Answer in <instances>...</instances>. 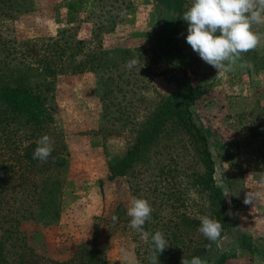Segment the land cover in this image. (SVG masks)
<instances>
[{
    "label": "rangeland",
    "instance_id": "rangeland-1",
    "mask_svg": "<svg viewBox=\"0 0 264 264\" xmlns=\"http://www.w3.org/2000/svg\"><path fill=\"white\" fill-rule=\"evenodd\" d=\"M191 3L0 0V83L9 75L24 74L27 83L42 89L50 82L44 94L53 121L36 140L47 134L55 145L48 159L58 153L67 160L54 169L52 178L62 185L59 216L48 222L50 214L29 191L33 180L41 185L46 175L29 173L25 182L20 177L19 168L26 163L22 148L33 135L22 120L8 125L0 119V162L16 168L2 182L3 212L35 215L20 217L17 225L2 231L6 261L0 264H123L125 252L138 262L145 240L129 226L133 197L149 201L151 230L172 217L170 212L197 219L210 215L206 194L192 184L201 168L182 130L168 139L160 134L146 161L109 178L108 160L126 152L151 112L181 82L203 92L191 110L208 138L214 177L226 196L232 231L217 245L228 256L226 264H264V40L232 70L216 74L186 42L188 25L182 16ZM254 30L264 32V27ZM65 37L76 51L72 65L67 60L62 73L41 77L43 45ZM108 49L112 54L103 56L101 51ZM92 56L105 57L113 66L99 76L87 69L74 71L73 64ZM133 58L138 66L128 69ZM41 164L38 160L36 165ZM168 187L173 189L169 193L178 192L180 201L170 203ZM247 193L260 196L245 203ZM241 233L251 236L256 251L239 247L235 237Z\"/></svg>",
    "mask_w": 264,
    "mask_h": 264
},
{
    "label": "trees",
    "instance_id": "trees-1",
    "mask_svg": "<svg viewBox=\"0 0 264 264\" xmlns=\"http://www.w3.org/2000/svg\"><path fill=\"white\" fill-rule=\"evenodd\" d=\"M62 31L67 32L68 30ZM69 36H72V34L69 33L67 37ZM70 49L72 52L69 51ZM73 49L75 48L70 46L66 37L63 41L55 39L49 44L43 45L42 52L44 54L39 58L41 62L40 76L53 78L56 74L62 73L63 65H65L67 60L71 66L72 64L70 63L73 62L71 58L74 57L76 52ZM112 51V49L102 50L101 53L103 56H109L112 54ZM117 52L128 53L129 51L117 50ZM104 58L98 56L86 57V60H81L78 64H73L72 67L76 72L87 69L99 76L98 73L100 71L103 72L105 68L109 69L113 66L107 60H104ZM83 61L89 63V66L80 68L79 66L83 64ZM26 79L27 76L24 74L17 77L9 75L1 80L0 102L2 104H0V119L8 125L17 121L21 122L22 120V123L30 129V134L33 135L28 144L22 148V158L25 159L26 163L19 168L21 172L20 177H23L22 180L25 182L29 173H42V175H46L41 185L35 184L33 180L32 188L29 191L36 194L37 199L35 203L39 204L41 210L44 213L50 214L48 218L49 222L57 219L59 216L57 199L62 188L61 183L52 178L54 176V169H57L55 168L57 166L65 165L67 160L63 154L56 153L46 162H42L40 166L36 165L38 159H33L32 152L33 147H37L36 135L44 132L47 124L53 121L50 109L45 105L46 96L44 94V91L49 90L50 82L47 81L42 89L40 84H29L26 82ZM202 93L198 86L192 87L186 82L179 83L176 92L165 100H162L161 104L151 112L145 123L141 125L140 131L126 152L122 156L108 160L109 178L125 175L134 164L146 161L150 148L156 143L160 134H163L168 139V137L178 135L177 131L182 130L189 138L194 152L193 155H195V162L201 168L199 173L193 175L192 184L206 194L211 210L209 217L218 220L223 225L221 236L214 242L210 241L198 231L200 225L199 219L178 211L173 212V214L170 212L172 217H168L163 221V227L162 225H157L156 228L154 227V230H151L148 221L145 223L144 230L149 231L150 235L149 239L145 241L143 249L137 251L138 264H150V256L153 249L151 234H154L157 230L164 234L170 244L159 255V264H181L182 258L190 260L193 256L200 257L207 264H226L228 256L225 252L220 251L217 245L218 240L225 232L231 233L232 231L230 222L226 217V196L221 186L217 185L214 177L215 165L209 148L208 138L202 131L201 126L196 123L191 110L195 100ZM53 150H55V145H53ZM186 153L187 151L182 152V154ZM166 167L168 168L169 165ZM13 169L16 168H14L12 162H0V263L6 261L4 255L6 237H3L2 231L4 233L10 230L13 224L17 225L20 222V217H35L32 212L27 217L25 214H19V217H12L10 214L8 215L3 212L4 194H2V182L7 177L6 174L12 172ZM164 179L170 181L169 175H165ZM25 190L26 188H23V191ZM170 191H173V189L168 187V193ZM168 193L166 196L169 197L170 203L181 200L179 194H177L178 192ZM231 201L234 205V200ZM7 223H9L8 228L4 226ZM235 239L241 249L249 252L256 251L251 236L248 234H238Z\"/></svg>",
    "mask_w": 264,
    "mask_h": 264
},
{
    "label": "clouds",
    "instance_id": "clouds-1",
    "mask_svg": "<svg viewBox=\"0 0 264 264\" xmlns=\"http://www.w3.org/2000/svg\"><path fill=\"white\" fill-rule=\"evenodd\" d=\"M187 23L186 42L199 57L216 69L217 73L228 72L241 60L242 55L255 50L264 40V32L254 30L264 27V0H192L191 6L183 13ZM138 66V60L131 59L126 67ZM140 69V68H139ZM53 152V141L47 134L37 141L33 159L46 162ZM260 194L247 193L245 203ZM152 207L145 198L133 197L129 201L127 215L129 226L147 241L150 233L144 225L150 220ZM114 220L117 217H113ZM198 231L208 240L216 241L223 225L209 216L199 218ZM153 244L150 264H159V255L170 245L164 234L157 230L151 234ZM123 264H138L132 252L124 253ZM181 264H207L198 256L190 260L182 258Z\"/></svg>",
    "mask_w": 264,
    "mask_h": 264
}]
</instances>
